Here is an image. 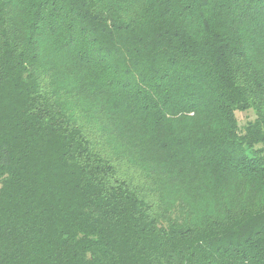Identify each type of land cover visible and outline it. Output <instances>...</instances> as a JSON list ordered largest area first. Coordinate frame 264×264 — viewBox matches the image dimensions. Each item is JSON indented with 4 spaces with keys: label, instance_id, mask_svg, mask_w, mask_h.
<instances>
[{
    "label": "trees",
    "instance_id": "1",
    "mask_svg": "<svg viewBox=\"0 0 264 264\" xmlns=\"http://www.w3.org/2000/svg\"><path fill=\"white\" fill-rule=\"evenodd\" d=\"M0 264H264V0H0Z\"/></svg>",
    "mask_w": 264,
    "mask_h": 264
},
{
    "label": "rangeland",
    "instance_id": "2",
    "mask_svg": "<svg viewBox=\"0 0 264 264\" xmlns=\"http://www.w3.org/2000/svg\"><path fill=\"white\" fill-rule=\"evenodd\" d=\"M237 117L239 120V124L242 125L246 121L252 120L254 118V114L252 111L247 110V111L237 112Z\"/></svg>",
    "mask_w": 264,
    "mask_h": 264
}]
</instances>
